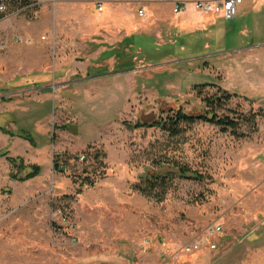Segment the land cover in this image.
Masks as SVG:
<instances>
[{"label":"rangeland","instance_id":"374dc122","mask_svg":"<svg viewBox=\"0 0 264 264\" xmlns=\"http://www.w3.org/2000/svg\"><path fill=\"white\" fill-rule=\"evenodd\" d=\"M0 13V126L16 133L0 132V153L41 166L15 180L0 156V264H264V117L254 115L264 49H248L259 42L250 16L217 20L193 41L167 26L127 55L112 38L119 51L106 59L79 52L77 39L20 43L9 21L29 12ZM199 85L202 97L236 94L219 113L242 120L237 132L201 121L170 139L129 126L179 108L203 114ZM159 160L206 178L177 177L159 201L161 189H135L165 172Z\"/></svg>","mask_w":264,"mask_h":264},{"label":"crops","instance_id":"0c3cea01","mask_svg":"<svg viewBox=\"0 0 264 264\" xmlns=\"http://www.w3.org/2000/svg\"><path fill=\"white\" fill-rule=\"evenodd\" d=\"M196 1L200 0H32L37 6L33 12H29L30 16L22 14L9 22L17 30V36L30 38L33 43H54L56 38L77 39L84 47L79 52L88 55L99 53L106 55L107 59L119 51L121 43L112 42V38L122 39V54H128L137 45V37L146 40L158 38L161 32L163 34L167 30V26H174L183 38L193 41L197 32H205L217 20L225 19L220 15H207L197 11L202 15L197 23L194 21L193 9H187L183 14H175L173 11L176 4L186 3L192 8ZM100 5L104 7L102 11L99 10ZM140 10L144 11V16L140 15ZM238 16H250L254 22L253 31L259 32V42L248 49H264V0H243L236 17ZM15 21L21 25L15 24ZM137 22L139 26V23L144 24L138 30ZM248 30L245 32H249ZM47 33L51 35L42 39ZM180 47H184L183 43ZM47 74L41 73L39 76L45 79L44 77L50 76Z\"/></svg>","mask_w":264,"mask_h":264},{"label":"trees","instance_id":"16d2710c","mask_svg":"<svg viewBox=\"0 0 264 264\" xmlns=\"http://www.w3.org/2000/svg\"><path fill=\"white\" fill-rule=\"evenodd\" d=\"M1 1V0H0ZM13 8L18 6L29 4L26 0H13ZM36 9V8H34ZM4 17L3 13H0V20ZM205 85H199L195 87L198 91L200 97H202V89ZM226 90L219 89L218 93L213 95H205L202 97L203 103L205 104V111L203 114L194 115L186 112L182 108L177 110H171L167 116L160 117L158 120L152 123H141L137 122L134 124H129L132 128H158L163 131L170 139H177L185 134L187 129L197 122H207L214 124L223 129H231L233 132H237L241 127V119L230 118L219 113L220 110H224L226 105L231 100V97L235 96ZM255 117H264V106L256 112ZM244 119V118H242ZM250 121L247 118L246 122ZM0 132L8 134L10 136L16 135V133L8 130L5 126H0ZM30 139V138H27ZM0 156H5L9 163L13 167L11 177L15 180L26 181L38 176L41 173V166L36 164H26L22 157H13L9 155V152H1ZM160 169L165 170L164 173L158 172L149 175L145 180L135 186V189L140 193L153 196V192L161 189L162 195L157 198L159 201L164 200V196L169 189L174 185L175 178L179 177L182 179H205V175L192 170L188 165L181 162H173L171 160L163 161L159 160L158 163ZM164 167V168H163ZM61 171L64 169V164L61 165ZM161 171V170H160Z\"/></svg>","mask_w":264,"mask_h":264},{"label":"built area","instance_id":"2783aa9c","mask_svg":"<svg viewBox=\"0 0 264 264\" xmlns=\"http://www.w3.org/2000/svg\"><path fill=\"white\" fill-rule=\"evenodd\" d=\"M29 2V4L18 6L16 8H13V0H1L0 1V12H10L12 11L11 15H19L22 13L27 12H33L35 7L37 6L32 0H26ZM243 4V0H200L195 2V8L197 11L203 13V14H216L223 16L225 19H233L235 18L239 10ZM103 5L99 6V10H103ZM188 5L186 3L183 4H176L173 8V11L175 14H183L187 11ZM141 16H144V11H139ZM51 33H47L42 37V39H46L49 37ZM17 41L22 43L24 40L21 36H17ZM27 42H32V39L28 38ZM7 45L6 40L0 39V47L5 48ZM222 231V228L218 225L210 227V229L207 232L208 236H217ZM148 241H144L141 244V247H146L148 245ZM203 242L199 241L195 244V248L199 249L202 247ZM211 248L215 249L217 247L216 244H210ZM194 247L188 248L189 250H192Z\"/></svg>","mask_w":264,"mask_h":264},{"label":"flooded vegetation","instance_id":"af4514ba","mask_svg":"<svg viewBox=\"0 0 264 264\" xmlns=\"http://www.w3.org/2000/svg\"><path fill=\"white\" fill-rule=\"evenodd\" d=\"M0 120H1V118H0ZM0 122H2V121H0ZM0 124H2V123H0Z\"/></svg>","mask_w":264,"mask_h":264}]
</instances>
